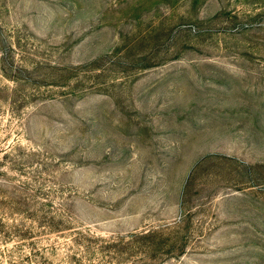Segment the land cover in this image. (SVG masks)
Instances as JSON below:
<instances>
[{
    "label": "rangeland",
    "instance_id": "1",
    "mask_svg": "<svg viewBox=\"0 0 264 264\" xmlns=\"http://www.w3.org/2000/svg\"><path fill=\"white\" fill-rule=\"evenodd\" d=\"M0 264H264V0H0Z\"/></svg>",
    "mask_w": 264,
    "mask_h": 264
},
{
    "label": "trees",
    "instance_id": "2",
    "mask_svg": "<svg viewBox=\"0 0 264 264\" xmlns=\"http://www.w3.org/2000/svg\"><path fill=\"white\" fill-rule=\"evenodd\" d=\"M136 236H138V233H131V234H129V239H131L130 241L133 242L132 241V238H134ZM115 241H116V239H115ZM120 250H122L120 247H115V249H114L115 252H118Z\"/></svg>",
    "mask_w": 264,
    "mask_h": 264
}]
</instances>
